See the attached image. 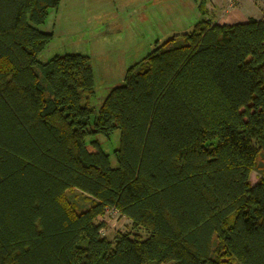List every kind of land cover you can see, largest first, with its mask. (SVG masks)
<instances>
[{
    "label": "trees",
    "instance_id": "1",
    "mask_svg": "<svg viewBox=\"0 0 264 264\" xmlns=\"http://www.w3.org/2000/svg\"><path fill=\"white\" fill-rule=\"evenodd\" d=\"M60 3L0 0V264H264V18L220 25L202 1L185 44L96 110L90 56L38 60ZM117 130L113 166L88 138ZM71 189L92 204L77 212ZM107 209L136 232L103 236Z\"/></svg>",
    "mask_w": 264,
    "mask_h": 264
},
{
    "label": "rangeland",
    "instance_id": "2",
    "mask_svg": "<svg viewBox=\"0 0 264 264\" xmlns=\"http://www.w3.org/2000/svg\"><path fill=\"white\" fill-rule=\"evenodd\" d=\"M202 1L206 6V1ZM202 1L61 0L59 8L51 10L45 23L40 26L44 31L53 32L54 37L39 54L38 60L40 63H47L53 56L66 53L90 56L96 91L90 104L98 110L110 90L124 84V76L130 66L175 37L177 26L183 24L180 18L188 22L200 14L199 5ZM220 1L224 4L225 14L229 16L230 22L245 18L238 9L241 0L233 4L228 0ZM191 4L196 10H192ZM200 20L201 18L196 22ZM183 44L184 37L177 35L166 48ZM34 70L41 75L39 65ZM91 139L102 144L103 149L110 154L112 165L116 166L114 151L120 144V131H115L109 138L97 134L89 136L88 140ZM263 171L264 156L261 154L257 159V168L251 174L252 184L263 176ZM67 194L77 212L84 211L92 204V199L77 189H71ZM98 221L105 224L101 233L109 239L117 232H136L132 229V222L118 212L107 213ZM138 234L143 239L147 237L144 230H140Z\"/></svg>",
    "mask_w": 264,
    "mask_h": 264
},
{
    "label": "crops",
    "instance_id": "3",
    "mask_svg": "<svg viewBox=\"0 0 264 264\" xmlns=\"http://www.w3.org/2000/svg\"><path fill=\"white\" fill-rule=\"evenodd\" d=\"M195 1H197V0H195ZM205 1H206L205 8L207 10L209 18H211L213 21H215L217 24H220V25L234 23V22H230L228 20L229 16H226V14H225L223 2H221L220 0H205ZM191 6H192V4H191ZM191 8H192V10H196L194 8V5ZM238 9L240 11H242L241 13H242L243 17H245V18L237 20L236 22H245L251 17L256 18V19L264 18V0H262V1H260V0H257V1L241 0L240 3L238 4ZM183 15L187 16L184 13H183ZM199 15H197L192 20H188V22H185L183 18H180V19H182L183 24L181 25V23H180V25L177 26L178 29H177V31L174 32L175 36L182 35L188 31H190L194 27V25L198 22V21L196 22V20H199L200 18L202 19L201 13ZM247 17H248V19H247ZM169 36L172 38V34L170 35V33H169Z\"/></svg>",
    "mask_w": 264,
    "mask_h": 264
},
{
    "label": "built area",
    "instance_id": "4",
    "mask_svg": "<svg viewBox=\"0 0 264 264\" xmlns=\"http://www.w3.org/2000/svg\"><path fill=\"white\" fill-rule=\"evenodd\" d=\"M236 1H238V0H228V2H229L230 4H233V3L236 2ZM111 212H117V211L114 210V209H107V210H106V213H111Z\"/></svg>",
    "mask_w": 264,
    "mask_h": 264
}]
</instances>
